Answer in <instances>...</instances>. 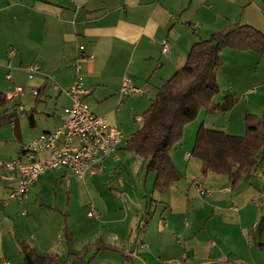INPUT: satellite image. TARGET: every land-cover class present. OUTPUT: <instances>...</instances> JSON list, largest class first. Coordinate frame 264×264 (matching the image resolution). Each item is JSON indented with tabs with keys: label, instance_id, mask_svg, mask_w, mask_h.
<instances>
[{
	"label": "crops",
	"instance_id": "1",
	"mask_svg": "<svg viewBox=\"0 0 264 264\" xmlns=\"http://www.w3.org/2000/svg\"><path fill=\"white\" fill-rule=\"evenodd\" d=\"M246 25L264 35V0H0V94L23 89L7 99L9 112L16 107L17 115L0 128L1 161L27 162L22 148L62 125L61 115L72 103L63 90L74 84L80 46L88 55L85 102L123 135V129L139 124L133 136L143 125L138 110L144 114L150 108L163 84L185 67L194 45ZM220 57L214 104L231 96L237 104L227 114L212 113L218 120L211 127L206 113L202 125L244 137L246 116L264 113V54L224 49ZM33 63L42 71L30 79L25 68ZM127 78L142 92L122 96ZM5 111L0 109V117ZM196 123L186 126L171 152L182 180L165 192L154 190L155 174H144L123 180L120 189H102L100 180L92 195L85 180L59 169L42 175L27 201L19 203L9 198L19 174L0 167V264H26L23 242L39 258H53L52 264L59 258L64 264H264V167L258 165L236 189L227 175L203 176L202 161L190 157L201 127ZM127 141L119 160H103V170L91 179L105 173L107 160L121 161ZM46 156L37 154L36 160ZM88 208L86 221L80 212ZM63 244L58 257L54 247ZM99 244L126 256L98 251Z\"/></svg>",
	"mask_w": 264,
	"mask_h": 264
},
{
	"label": "trees",
	"instance_id": "2",
	"mask_svg": "<svg viewBox=\"0 0 264 264\" xmlns=\"http://www.w3.org/2000/svg\"><path fill=\"white\" fill-rule=\"evenodd\" d=\"M224 49L252 50L264 54V35L251 26H234L213 35L209 41L194 45L185 67L159 89L156 99L143 114V125L127 141L125 150L143 158L147 173L156 175V191H168L174 183L182 180L171 152L182 142L186 126L195 122L202 110L208 114H227L237 104L233 96L226 97L218 105L213 103L219 93L216 74L222 66L220 54ZM8 104L6 96L0 94V109H6L0 117V128L17 115L16 107L9 112ZM260 152L262 155L258 161ZM190 157L202 161L203 176L208 172L227 175L233 189H236L242 182L250 180L252 171L258 165L264 167V113L261 117L246 116L244 137L230 136L202 125ZM65 237L70 244L71 234L67 226ZM20 246L26 264L54 262L53 258H39L25 242ZM93 247L87 246L85 249ZM96 247L98 251L111 250L126 256L124 251L112 246L99 244Z\"/></svg>",
	"mask_w": 264,
	"mask_h": 264
},
{
	"label": "built area",
	"instance_id": "3",
	"mask_svg": "<svg viewBox=\"0 0 264 264\" xmlns=\"http://www.w3.org/2000/svg\"><path fill=\"white\" fill-rule=\"evenodd\" d=\"M79 50L74 84L68 90H63L72 103L61 115L62 125L53 132L40 135L22 148V154L27 157V162L13 160L4 163L0 158V167L4 166L8 171L19 174L17 188L9 193L10 200L25 203L32 186L48 171L65 170L82 181L87 175L93 176L102 171V162L106 158L119 160V149L125 137L118 128L110 126L105 118L92 112L85 102L84 98L88 95V91L85 89L83 63L87 61L88 55L85 46H80ZM168 51L169 44L166 42L163 52ZM14 53L10 51L11 55ZM41 71L42 67L38 63L30 64L25 68L30 79L39 75ZM22 92V88L10 90L6 98L11 100L22 95ZM119 92L127 98L142 90L135 87L127 78L123 81ZM35 94L38 95V92ZM41 153H46L47 156L42 160H36V155ZM196 187L201 195L206 193L202 186ZM89 216H94V213H89ZM128 253L130 256L136 254Z\"/></svg>",
	"mask_w": 264,
	"mask_h": 264
},
{
	"label": "rangeland",
	"instance_id": "4",
	"mask_svg": "<svg viewBox=\"0 0 264 264\" xmlns=\"http://www.w3.org/2000/svg\"><path fill=\"white\" fill-rule=\"evenodd\" d=\"M215 97L213 99V103H214ZM138 111H139L138 115L143 117V111H144L143 108L141 107ZM206 113H207L206 110H202L200 117L196 120L197 125L195 124L193 126H202V123L206 117ZM208 116L209 117H208V122H207L206 126L211 127V126H213L214 123L217 122L218 116H216V114H212V113H210ZM24 120H26V119H24ZM140 123L142 124V122H140ZM193 123L194 122L188 124L187 126H189ZM25 124H27L28 126H31L29 119H27L25 121ZM132 124H133L132 129L125 130L122 128L124 131V135H125V141L129 140L131 138L132 134L135 133V131L140 127L139 124H137V125L135 123H132ZM4 126H10V123H6V124H4ZM218 126H219V124H218ZM123 146H126V142ZM126 157L128 158L127 161L125 160ZM106 164H107V169H106L105 173L101 174L99 177H95V178L91 179V177L89 175L86 176L85 182L87 183V189L90 190V192L91 191L94 192L93 190H96V187H94V186H95L96 182H98L100 180H102V182L100 181L102 183V185L99 187L102 189L108 190V189H114V188L120 189V186L123 185V180L131 181V179H135V180L137 178L141 179L144 176V174H145V176H149V173H147V170L143 169L144 159L137 156L136 154H129L128 151H126V150H124V152H122L121 161L119 163H115V162H111V161L107 160ZM152 175L153 174H150V176H152ZM3 179H6V177H4ZM144 184H145V180H144ZM57 185H59V184L57 183ZM67 188L70 189V187H67ZM120 191H122V190H120ZM92 195H93V193H92ZM89 210H90V208H88L85 212L84 211H82V213L80 212L82 219H84L86 221L90 220L87 217V212ZM91 211H93V210H91ZM92 217H96V214L94 213V216H92ZM54 249L56 251V254H60L58 256V257H60L62 255L61 254L62 251L65 249V244L55 245ZM77 253H80V251H78ZM105 261H108V260H105ZM112 261L113 260H109L110 263L104 262V264H118L115 262L112 263ZM85 262H86V260L76 262V263H74V261H69L68 264H86ZM57 264H64V261L63 260L60 261V258H59Z\"/></svg>",
	"mask_w": 264,
	"mask_h": 264
},
{
	"label": "water",
	"instance_id": "5",
	"mask_svg": "<svg viewBox=\"0 0 264 264\" xmlns=\"http://www.w3.org/2000/svg\"><path fill=\"white\" fill-rule=\"evenodd\" d=\"M214 47L217 48V45H215Z\"/></svg>",
	"mask_w": 264,
	"mask_h": 264
}]
</instances>
